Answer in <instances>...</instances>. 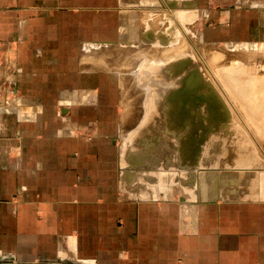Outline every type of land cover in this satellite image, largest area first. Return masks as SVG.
Listing matches in <instances>:
<instances>
[{
    "label": "crops",
    "instance_id": "obj_1",
    "mask_svg": "<svg viewBox=\"0 0 264 264\" xmlns=\"http://www.w3.org/2000/svg\"><path fill=\"white\" fill-rule=\"evenodd\" d=\"M180 1L198 4L206 42L264 44V0ZM149 2L169 0H0L18 67L0 106V262L264 264L263 201L147 188L124 166L119 80L96 55Z\"/></svg>",
    "mask_w": 264,
    "mask_h": 264
},
{
    "label": "rangeland",
    "instance_id": "obj_2",
    "mask_svg": "<svg viewBox=\"0 0 264 264\" xmlns=\"http://www.w3.org/2000/svg\"><path fill=\"white\" fill-rule=\"evenodd\" d=\"M148 4V10H146L147 12H143L144 15L142 18L144 19L141 20L142 23L140 22L141 27H145L147 24H149V20H151L150 23L153 22V24L150 25L157 28L159 27V29L163 30H165L164 27H167V24L171 21L175 25L176 31H178L177 27H179V31L182 32L181 34V32L178 31L180 33V42L184 41L189 46V50L192 47L190 51L193 57H191L190 61H192L191 63L193 64L194 68L196 67L195 69H197L199 79L205 84H209L211 87L208 88V86L205 85V94L212 97V99H210L211 101L216 102L215 94L219 95V91L222 94L226 93L232 99L230 95L232 93H236L240 88L243 87L248 94L253 95L254 93L260 96L259 100L257 101V103H260L258 109L260 110V116L264 117V87H262L264 80H256L253 82L250 81L248 83H244L242 80L236 77V80L232 82L231 78L224 74L225 71H229L231 68L238 67L242 71V75L246 76L248 73L246 70V65L250 64L252 69L254 68L252 65L256 63H261L263 66V43H208L204 40L202 26L198 20V14L193 22H189V24H186L187 20L184 21L183 17L181 18L183 13H192L194 11H192L193 6H188L185 3V5L182 7L181 2L178 5H175L169 1L168 3L163 4L162 11H158V9L155 8L161 7L160 3L156 4L155 2H149ZM187 7H191L190 12H188ZM196 7H198V4L194 5V8ZM172 10L174 13L173 15ZM180 10H183V13ZM179 13L181 15H179ZM188 14H184V18L192 16V14L187 16ZM145 17H147V20H145ZM158 17L162 18L159 19ZM171 17L175 19H172ZM143 20L145 24H143ZM180 20L181 22H179ZM182 38L183 41H181ZM122 54L123 51L115 53L116 57L120 58ZM214 54L216 57H213ZM235 57L236 63L233 62L235 60L231 61V59ZM121 61L123 62V59H121L119 62L121 63ZM120 63H116L115 66L112 67H108L106 64H104V66L103 64L99 65L100 68L111 70L114 73L116 72L115 74H117L119 79V102L117 107L119 114V129L116 136V144L120 147L121 154L125 156L127 152L130 154V157H126L127 163H125V167H129L140 176V171H143L144 174L152 175V177L156 175L155 182L152 180L154 184H152L150 180L148 183H151L152 186L156 184L157 187L162 185L163 190H165V188H169L172 193L176 191L180 193L187 189L186 191L191 190V193L193 196H195L194 194H196L197 191L200 190L201 192L202 188H204L203 190L205 193L211 194L210 201L212 203H216L217 201L233 203L236 200H225L223 195H220L222 191L228 190L229 188L219 187L216 185V183L217 178H219L223 172L229 171L230 168L227 165H222L221 160L223 159L225 162L227 156L226 152L228 151L229 147H231L233 144H237L241 146L244 152V161L240 163L238 159H236L237 163L233 167L239 169V172H241V168H246L249 172H251L249 178L251 180L249 184L250 186H247L249 188L245 190L250 196L244 197L250 200H243L249 202H264V137L256 133L252 125L246 121L244 115L245 113L235 105L233 99L228 100L226 97H221L220 100L223 104L225 103L226 105H230L229 111L232 112V123H230L232 128V136L229 140H227L222 134L223 125L216 126L209 119L205 120L203 123L194 122V126L196 128L194 134L195 137L198 139L205 138L202 142L197 141V148H200V150L198 151L199 155L196 157L194 164L191 156L187 157L185 162L177 155H163L165 152L161 151L160 148L155 149V155L157 154L160 156V159L154 160V155L152 152H150V157L148 159L138 160V163L135 162L136 159H139L135 156L138 154L137 151H141L142 149L141 148L138 150V148L141 147L139 146L141 142L139 141L138 134L140 129H138L139 126L137 125L139 116L136 110L134 112L131 110L136 106V102H138L137 94L139 88L136 85L138 77H126L124 73L128 71L129 67L127 68L128 65L123 63L120 66ZM17 75L18 67L16 62L14 42H0V106L7 107L14 104L16 98ZM223 79H226V82H223ZM229 82L233 84L234 90L232 91L226 88V84ZM231 107L232 109H230ZM126 110H130L131 113L129 112L128 117L124 119ZM197 115L198 113L196 112L195 117ZM130 150H132L133 153L132 151L130 152ZM131 157L134 162L133 160L131 161ZM210 159L214 161H212L211 164L214 163L215 166L207 165ZM249 159L252 160L249 161ZM182 163L185 165H182ZM243 163L245 165L241 166ZM232 170L233 169H231V171ZM187 178L189 182L183 181V179ZM152 186L147 185V188ZM196 188H198V190ZM195 197L202 198L201 195H197ZM0 264H11V262L3 260L0 262Z\"/></svg>",
    "mask_w": 264,
    "mask_h": 264
},
{
    "label": "bare ground",
    "instance_id": "obj_3",
    "mask_svg": "<svg viewBox=\"0 0 264 264\" xmlns=\"http://www.w3.org/2000/svg\"><path fill=\"white\" fill-rule=\"evenodd\" d=\"M173 3L175 5L179 4L178 0L177 3ZM181 4L182 7L185 5L184 2H181ZM186 5L194 6L196 3L187 2ZM134 7H132V9ZM190 10H188V12H190ZM200 10L201 9H192L193 12L191 11L192 13L189 14L183 13V10H180L183 13L181 18L183 17L184 21L187 20L186 24H189V22H193L197 14L199 15ZM145 11L146 10L143 9V12ZM173 14L172 10V15ZM184 14H188L187 16L192 14V16L184 18ZM179 15L181 14L179 13ZM145 18V20H147V17ZM158 18L161 19L162 17ZM150 21L151 20L148 21L149 24L145 27H138V25L131 26L130 31H128L129 29L127 30L128 33L120 36V41L107 45L106 49L98 51L96 55V60H98L96 64H103V66L106 64L108 67L115 66L116 63H120L119 61L123 59V62L121 61L119 65L121 66L122 63L128 65L127 68L129 67V69L124 73L126 77H138V81H136V85L139 88L137 94L138 102L135 101L136 106L131 110L133 112L136 110L140 117H138L137 125L139 126L138 129H140L138 134L139 141L141 142L139 146L141 147H139L138 150L142 149L141 151H137L138 154L135 156L139 159L135 157V162L141 159H148L150 157V152L153 153L154 160L160 159V156L157 154L155 155V149L160 148L161 151L165 152L163 155H177L185 162L186 158L191 156L194 164L196 157L199 155L198 151L200 150V148H197V141L202 142L205 139H198L195 137L196 128L194 122L203 123L205 120L209 119L216 126L223 125L222 134L229 140L232 136V128L230 126V123H232V112L229 111L230 105L223 104L220 101L221 97H226L228 100L233 99L235 105L245 113L246 121L252 125L256 133L264 137V117L260 116V110L258 109L260 103H257L260 96L254 93L253 95L248 94L245 88L242 87L236 93L230 95L232 99L226 93L222 94L219 91V95L215 94L216 102L211 101L210 99H212V97L205 94V85H207L208 88L211 87L209 84H205L199 79L197 69H195L196 67L194 68L191 63L192 61H190L191 57H193L190 51L192 47L190 46L191 48L189 50V46L183 41L184 37L181 40L183 42H180L179 32L181 31H179V27L176 25L178 32L175 30V25L171 21L167 24V27H164L165 30H163L159 29V27L157 28L150 25L153 24V22L150 23ZM179 22H181V20ZM143 24H145V22ZM139 25L141 26V24ZM119 51H123L121 58L115 55V53ZM214 55L213 57H216V55ZM109 58L112 60V64L108 62ZM231 61L236 63V57L232 58ZM252 66H254L253 69L250 64L246 65V70L248 72L246 76L242 75V71L238 67L231 68L229 71H225L224 74L230 77L232 82L236 80V77L244 83L264 80V65L262 66L261 63H256ZM115 73L114 77L117 79L118 76ZM223 82H226V79H223ZM262 87H264V84ZM226 88L230 91L234 90L231 82L226 84ZM230 109H232V107ZM129 112L130 110L125 111L124 119L128 117ZM196 112L198 115L195 117ZM131 151L132 150H130V152ZM226 154L225 162L222 159L221 164L227 165L230 168L229 171L223 172L219 178H217L216 185L229 189L222 191L220 195H223L224 199L229 200L247 199L244 197H249L250 195H248L245 190L249 188L247 186H250L251 180L249 178L251 172L246 168H241V172H239V169L233 167L237 163L236 159H238L240 163L244 161V152L240 145L233 144L229 147ZM125 157H130V154L127 152ZM132 160L131 157V161ZM251 160L252 159H249V161ZM212 161L213 160L210 159L207 165L215 166L214 163L211 164ZM182 165L185 164L182 163ZM243 165L245 164H241V166ZM231 169L233 170L231 171ZM140 173L143 181L142 185L147 184L152 186V184H154L152 180H155L154 178H156V175L152 177V175L144 174L143 171H140ZM149 180L152 184L148 183ZM183 181L189 182L188 178L183 179Z\"/></svg>",
    "mask_w": 264,
    "mask_h": 264
}]
</instances>
